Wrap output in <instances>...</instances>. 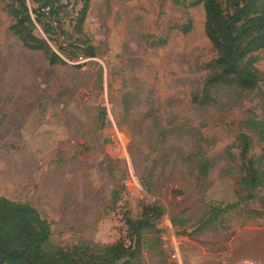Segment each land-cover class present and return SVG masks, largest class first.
I'll return each mask as SVG.
<instances>
[{"label":"rangeland","instance_id":"rangeland-1","mask_svg":"<svg viewBox=\"0 0 264 264\" xmlns=\"http://www.w3.org/2000/svg\"><path fill=\"white\" fill-rule=\"evenodd\" d=\"M9 2L0 1V195L37 207L62 246L113 243L126 236V217L159 204L168 256L145 245L140 264H264V217L247 210H264V199L243 203L239 161L226 155L238 156L246 119L264 121V49L255 90L217 85L216 101L201 105L192 99L217 56L203 4L91 0L84 30L96 56L51 65L9 30ZM81 7L71 0L69 31ZM261 152L255 140L252 153ZM131 175L142 193L126 188ZM213 207L216 226L193 233Z\"/></svg>","mask_w":264,"mask_h":264},{"label":"trees","instance_id":"trees-1","mask_svg":"<svg viewBox=\"0 0 264 264\" xmlns=\"http://www.w3.org/2000/svg\"><path fill=\"white\" fill-rule=\"evenodd\" d=\"M90 2L82 0L73 30L69 31L65 18L71 0H10L9 30L28 49L41 51L51 65L95 57V46L84 30ZM191 3L203 4L205 33L217 53L207 66L202 95H195L192 100L201 105L214 103L216 99L211 91L217 85L255 90L262 80L255 53L264 49V0H192ZM38 27L42 34L36 33ZM183 30L188 32L190 26H184ZM244 124L250 132L237 133L238 156L230 149L226 155L230 161H239L241 177L237 194L249 205L251 199H264L259 195L264 186V121L249 118ZM255 140L262 145L260 155L252 153ZM211 166L209 159L198 161V170L204 176ZM261 204L264 206V202ZM239 205V201L229 203L226 209ZM216 209L213 207L201 219L193 233L201 234L216 226L220 216ZM247 210L249 215L264 217V210ZM163 214L164 208L159 204H147L139 218L126 217V236L113 243L79 242L62 246L53 242L52 222L37 207L0 195V264H140L145 245L150 244L158 246L159 255L166 258L168 253L157 223ZM172 223L180 226L176 218Z\"/></svg>","mask_w":264,"mask_h":264},{"label":"built area","instance_id":"built-area-1","mask_svg":"<svg viewBox=\"0 0 264 264\" xmlns=\"http://www.w3.org/2000/svg\"><path fill=\"white\" fill-rule=\"evenodd\" d=\"M124 183H125L126 188L128 189L133 188V190H137V192L139 191L141 193L144 191L140 181L134 175H131L128 179H126ZM241 264H254V263L244 261Z\"/></svg>","mask_w":264,"mask_h":264}]
</instances>
